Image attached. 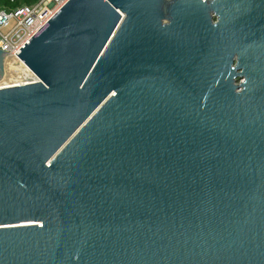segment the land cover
Instances as JSON below:
<instances>
[{
    "label": "water",
    "instance_id": "1",
    "mask_svg": "<svg viewBox=\"0 0 264 264\" xmlns=\"http://www.w3.org/2000/svg\"><path fill=\"white\" fill-rule=\"evenodd\" d=\"M16 53L0 264H264V0H67Z\"/></svg>",
    "mask_w": 264,
    "mask_h": 264
},
{
    "label": "built area",
    "instance_id": "2",
    "mask_svg": "<svg viewBox=\"0 0 264 264\" xmlns=\"http://www.w3.org/2000/svg\"><path fill=\"white\" fill-rule=\"evenodd\" d=\"M67 0H36L13 7L0 6V49L7 58L20 57L16 51L66 2ZM21 60V59H20ZM26 78L5 80L0 77V88L28 83L36 79L34 72L21 60ZM35 76V78H32Z\"/></svg>",
    "mask_w": 264,
    "mask_h": 264
},
{
    "label": "bare ground",
    "instance_id": "3",
    "mask_svg": "<svg viewBox=\"0 0 264 264\" xmlns=\"http://www.w3.org/2000/svg\"><path fill=\"white\" fill-rule=\"evenodd\" d=\"M21 66H23V64L18 57L7 58L4 62L5 75L2 80L18 81L22 80L23 77L26 78V73ZM32 78H35V76H32Z\"/></svg>",
    "mask_w": 264,
    "mask_h": 264
},
{
    "label": "rangeland",
    "instance_id": "4",
    "mask_svg": "<svg viewBox=\"0 0 264 264\" xmlns=\"http://www.w3.org/2000/svg\"><path fill=\"white\" fill-rule=\"evenodd\" d=\"M9 1L5 2V3L1 2L0 6H3V5L7 6L8 4H17V3H21V4H23V3H32V2H35L36 0H17V1L16 0L15 1L9 0Z\"/></svg>",
    "mask_w": 264,
    "mask_h": 264
},
{
    "label": "trees",
    "instance_id": "5",
    "mask_svg": "<svg viewBox=\"0 0 264 264\" xmlns=\"http://www.w3.org/2000/svg\"><path fill=\"white\" fill-rule=\"evenodd\" d=\"M9 0H0V3L3 2H8ZM12 1H15V0H12ZM17 1V0H16ZM10 2V1H9ZM21 3H17V4H8L7 6L6 5H3V7H13V6H16V5H20Z\"/></svg>",
    "mask_w": 264,
    "mask_h": 264
}]
</instances>
